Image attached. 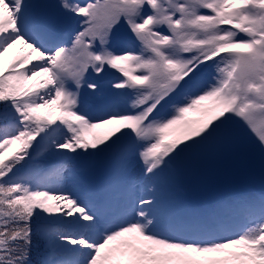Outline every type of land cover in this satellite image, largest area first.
I'll list each match as a JSON object with an SVG mask.
<instances>
[{
    "label": "snow or ice",
    "instance_id": "1",
    "mask_svg": "<svg viewBox=\"0 0 264 264\" xmlns=\"http://www.w3.org/2000/svg\"><path fill=\"white\" fill-rule=\"evenodd\" d=\"M36 7L0 0V264H33L34 237L39 264H264V196L232 230L177 219L157 191L114 208L60 186L126 142L147 181L244 128L264 150V0H61L68 40ZM109 76L93 115L82 89Z\"/></svg>",
    "mask_w": 264,
    "mask_h": 264
},
{
    "label": "rangeland",
    "instance_id": "2",
    "mask_svg": "<svg viewBox=\"0 0 264 264\" xmlns=\"http://www.w3.org/2000/svg\"><path fill=\"white\" fill-rule=\"evenodd\" d=\"M31 2L37 6L34 11L37 10L38 19L56 34L71 24L69 16L59 7L61 0ZM82 94L98 102L94 113L87 105L93 115L100 114L101 108L114 99L109 84L103 87L102 93L93 94L85 87ZM71 162L60 179V186L114 208L138 200L141 194L150 198L147 193L157 191L165 206L180 220L187 216L190 221L201 219L203 215V218L210 217L212 207L209 202L216 204L217 217L225 225L232 224L240 216L246 220L245 214L249 203L254 202L256 189L264 188V150L256 136L246 128L185 154L176 162V168L171 167L164 176L153 181L140 180L143 164L135 146L127 142L107 152ZM52 182L55 183L54 177ZM183 182L187 185V196L198 202L199 210L181 211L180 208L187 207L182 202L173 206L177 197L183 199L177 194ZM222 195L229 200L223 201Z\"/></svg>",
    "mask_w": 264,
    "mask_h": 264
},
{
    "label": "trees",
    "instance_id": "3",
    "mask_svg": "<svg viewBox=\"0 0 264 264\" xmlns=\"http://www.w3.org/2000/svg\"><path fill=\"white\" fill-rule=\"evenodd\" d=\"M33 227L35 228V225H33ZM43 249H45L44 241L42 239H38V238L34 237L33 247L31 250V260H32L33 264L38 263L42 260V259H40V255L37 253H39L40 250H43Z\"/></svg>",
    "mask_w": 264,
    "mask_h": 264
}]
</instances>
